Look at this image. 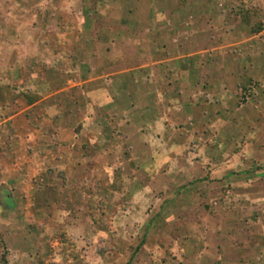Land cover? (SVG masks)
Masks as SVG:
<instances>
[{
  "label": "crops",
  "instance_id": "1",
  "mask_svg": "<svg viewBox=\"0 0 264 264\" xmlns=\"http://www.w3.org/2000/svg\"><path fill=\"white\" fill-rule=\"evenodd\" d=\"M110 2L118 28L71 37L80 68L71 76L81 82L61 81L51 92L46 80L27 89L22 79L0 82V211H8L0 219L99 217L103 175L110 194L135 202L125 216L156 196L155 213L186 241L197 240L205 222L211 244L194 246L192 264H264L253 258L264 255L262 231L239 226L224 204L212 210L199 196L201 188L242 185L249 171L264 172V0ZM61 35L28 43H36L34 54L59 46L69 55ZM87 59L96 60L91 72ZM74 85L83 98L70 101ZM75 102L76 112L68 108ZM181 218L189 221L175 230ZM35 247L20 264H37Z\"/></svg>",
  "mask_w": 264,
  "mask_h": 264
},
{
  "label": "rangeland",
  "instance_id": "2",
  "mask_svg": "<svg viewBox=\"0 0 264 264\" xmlns=\"http://www.w3.org/2000/svg\"><path fill=\"white\" fill-rule=\"evenodd\" d=\"M152 2L155 3L154 0L149 3ZM114 4L110 0H0V77L5 73L4 81L2 79L0 82L4 87L18 86V80L22 79V85L27 89L34 79L40 82L46 80L49 82V92L56 91L62 82H67L66 85L81 82L80 75L71 76V73H76L75 70L79 68L78 59L72 56L76 49L73 48L71 37L77 32L80 33L79 36L83 34L97 37L103 35V31L107 33L108 29L118 28V24L114 26L115 24L109 21L112 15L120 14ZM87 22L90 25H87ZM60 35L68 39V42L63 41V44L67 45L69 51H63L69 52V55L62 54L59 46L54 47L55 44H52L55 48L53 53L51 50L46 53L41 49L34 54L32 50L36 43H28L30 36L37 39L56 38ZM91 53L93 54V51ZM95 62L96 60L92 59L85 60V69L89 68L91 72ZM16 68L21 70V76ZM64 74L68 75V79H61ZM79 86L74 85L68 89L67 98L70 101L83 98ZM12 92L5 90V98L6 95L9 98ZM252 92L251 89L250 93ZM76 103L68 108L76 112ZM250 157L242 154L240 158L246 163H251L247 160ZM262 163L264 164V160ZM249 172L251 174L248 173L249 176L244 179L245 183L242 185L231 182L224 186L213 184L206 190L201 188L199 196L201 203L206 202L212 210L224 204V210L237 215L239 218H230V225H236L238 218L239 226L252 232L262 231L264 234V172ZM101 180L102 195L100 203L96 204L97 208H100L99 217L85 211V217L83 213H78L65 220L51 218L50 215L44 216L40 219L41 224L38 223L39 220L32 218L25 222L14 218L0 219V264H4V260L6 264H20L21 256H24V261L31 258L28 255L34 254L33 251L28 252V245L33 248L37 246V264H126L128 261L129 264H192L196 252H200L205 244H211L208 234L203 230L207 226L205 222L202 224L203 233L198 234L197 240L186 241L185 235L175 234L174 229L166 226V220L157 216L160 213H155L158 204L156 196L150 198L154 202L147 208L136 207V210L126 213L125 216L126 207L134 206L135 202L126 204L121 198L110 194L112 187H103V175ZM7 212L0 211V215ZM146 213H155V216L150 219L144 215ZM178 220L180 222L174 225L175 230L183 229V223L189 221L186 218ZM262 236L258 235L260 238ZM43 238H46L45 242L41 241ZM174 241L181 243L175 247ZM261 242L264 246V239ZM17 245L24 249V253L16 251ZM194 246H199V250L196 251ZM259 254L263 252L253 258L262 262L264 255Z\"/></svg>",
  "mask_w": 264,
  "mask_h": 264
},
{
  "label": "built area",
  "instance_id": "3",
  "mask_svg": "<svg viewBox=\"0 0 264 264\" xmlns=\"http://www.w3.org/2000/svg\"><path fill=\"white\" fill-rule=\"evenodd\" d=\"M260 38L262 39V42H263V52H264V30L262 34L260 35Z\"/></svg>",
  "mask_w": 264,
  "mask_h": 264
},
{
  "label": "trees",
  "instance_id": "4",
  "mask_svg": "<svg viewBox=\"0 0 264 264\" xmlns=\"http://www.w3.org/2000/svg\"><path fill=\"white\" fill-rule=\"evenodd\" d=\"M5 261H6V260H4V264H5ZM126 264H129V261H128Z\"/></svg>",
  "mask_w": 264,
  "mask_h": 264
}]
</instances>
